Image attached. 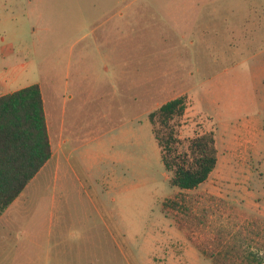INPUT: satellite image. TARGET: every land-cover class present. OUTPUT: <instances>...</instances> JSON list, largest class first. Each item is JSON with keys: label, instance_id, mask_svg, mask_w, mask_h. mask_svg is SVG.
Listing matches in <instances>:
<instances>
[{"label": "rangeland", "instance_id": "374dc122", "mask_svg": "<svg viewBox=\"0 0 264 264\" xmlns=\"http://www.w3.org/2000/svg\"><path fill=\"white\" fill-rule=\"evenodd\" d=\"M118 63L150 92L130 110ZM35 84L66 126L79 106L67 151L93 183L68 186L65 204L89 263L96 244L104 264H264V0H0V96ZM79 84L101 99L76 105ZM180 97V152L210 133L218 151L194 190L171 185L150 122Z\"/></svg>", "mask_w": 264, "mask_h": 264}, {"label": "crops", "instance_id": "0c3cea01", "mask_svg": "<svg viewBox=\"0 0 264 264\" xmlns=\"http://www.w3.org/2000/svg\"><path fill=\"white\" fill-rule=\"evenodd\" d=\"M121 66L119 63L115 66L118 83L117 99H122L123 104L130 110V106H135L137 103L136 99L146 100L150 97V92H144L147 95L140 93L142 79L136 78L135 69H121ZM137 73H140L139 69ZM79 85L81 87V84ZM40 87L52 146V157L39 175L45 168H47L46 173L39 177L37 175L0 217V264H94L89 263V252H84L82 243L72 241L73 224L71 225V217H69L71 208L65 204L72 200L68 186H84L93 183L87 173V167H84L82 162L74 156V150L67 151L70 145L74 147L81 145L77 142L80 137L78 126L81 121L75 113L79 106L73 110L66 126L67 108L64 107L66 122L60 121L54 106H50L47 102L50 100V95H45L44 86L40 84ZM80 87L70 96L71 101L76 100V105L86 102L78 100L84 93L88 99L102 97V95L100 97L97 95V91L87 93L83 92ZM100 134L101 132L98 131L99 136L94 139L100 138ZM115 179V177L106 178L111 181ZM44 185L48 187L49 192L36 194L39 190L36 187ZM43 209L46 210L43 211ZM48 212L49 219L46 218ZM101 221L103 222L102 216ZM102 226L101 223L99 231L93 229L91 234L99 233L100 235ZM95 247L94 258L101 260L98 264H104L101 257L102 249L98 253L96 244Z\"/></svg>", "mask_w": 264, "mask_h": 264}, {"label": "trees", "instance_id": "16d2710c", "mask_svg": "<svg viewBox=\"0 0 264 264\" xmlns=\"http://www.w3.org/2000/svg\"><path fill=\"white\" fill-rule=\"evenodd\" d=\"M185 99L176 98L150 115L164 167L173 173L171 185L194 190L205 183L218 163L212 133L192 140L180 152L171 122L184 116ZM52 157L42 90L39 84L0 96V217L24 192ZM178 208L176 201L164 207ZM215 264H219L215 262Z\"/></svg>", "mask_w": 264, "mask_h": 264}]
</instances>
